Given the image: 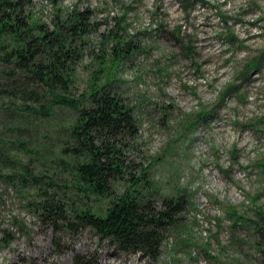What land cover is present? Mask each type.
I'll return each instance as SVG.
<instances>
[{"label":"rangeland","instance_id":"obj_1","mask_svg":"<svg viewBox=\"0 0 264 264\" xmlns=\"http://www.w3.org/2000/svg\"><path fill=\"white\" fill-rule=\"evenodd\" d=\"M23 10L32 26L49 29L86 12L67 95L81 106L106 90L134 122L112 140L122 174L110 195L96 196L58 166L74 111L29 116L23 150L2 128L11 113L0 109L2 147L15 148L38 184L23 194L0 178V264H264V0H26ZM41 188L70 217L104 216L127 191L156 210L178 202L181 212L151 258L89 226L47 223Z\"/></svg>","mask_w":264,"mask_h":264},{"label":"trees","instance_id":"obj_2","mask_svg":"<svg viewBox=\"0 0 264 264\" xmlns=\"http://www.w3.org/2000/svg\"><path fill=\"white\" fill-rule=\"evenodd\" d=\"M25 2L0 0V66L6 68L7 76L0 86V109L11 113L2 128L15 138L11 144L24 150V124L29 116L50 117L62 107L74 111L70 142L60 149L64 156L58 166L73 173L76 187L85 194L110 195L111 182L123 170L112 140L133 132L131 111L103 89L92 91L84 102L87 105L80 106L76 98L67 95L78 55L75 44L88 31L86 12H74L49 29L44 24H30L23 10ZM2 146L0 138V178L23 194L24 186L38 187L23 160L14 154L15 148L10 152ZM139 180L131 182L136 185ZM49 183L55 185L52 180ZM39 196L40 215L47 223L70 228L89 226L101 236L112 238L121 250L151 258L158 256L166 226L181 212L178 202L164 199L161 209L156 210L144 204L142 194L127 191L113 198L104 216L74 210L70 217L58 195L43 188Z\"/></svg>","mask_w":264,"mask_h":264}]
</instances>
